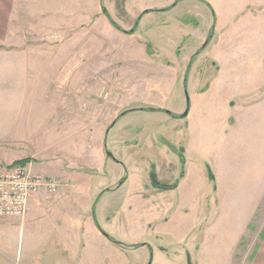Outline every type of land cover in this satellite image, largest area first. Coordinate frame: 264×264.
Wrapping results in <instances>:
<instances>
[{"label":"rangeland","instance_id":"obj_1","mask_svg":"<svg viewBox=\"0 0 264 264\" xmlns=\"http://www.w3.org/2000/svg\"><path fill=\"white\" fill-rule=\"evenodd\" d=\"M154 1L131 2L134 14L130 16L126 0H13L12 15L0 26V167L27 159L38 170L51 162L63 170L92 171L90 167L97 159L92 138L97 133L107 135L110 118L124 109L123 90L130 87L125 100L132 107L165 97L145 86V76L155 67L153 61L150 65L145 60L158 50L163 56L160 60L175 62L178 51L172 42L180 27L171 15L141 7ZM210 1L217 5V0ZM181 8L191 9L187 16L193 20L192 25L184 27L190 35L180 54L185 57L187 45L202 35L207 21L192 15L204 11L202 4H183ZM210 9L213 28L216 9L213 5ZM214 29L201 44V60L193 65L189 89L181 91L176 84L175 90L167 93L166 110L176 113L182 108V112L173 118L157 107L151 110L153 106H147L145 110L150 112L136 115V121L127 127L140 141L132 151L135 160H127L132 172L135 165L141 166V175H131L132 185L151 183L153 174L159 182H173L178 174L160 168L164 161H173L178 155L181 168L180 161L186 156L197 160L206 174L204 201L208 196L212 200L201 212L206 213L213 231L202 241L203 225L195 231L200 240L194 246L178 243L169 233L181 227L178 217L173 220L166 208L152 207L143 219L145 228L132 226L127 230L136 247L128 254L129 262L123 264H228L230 239L241 231L240 224L248 220L257 197V214L239 247L248 253L264 237V192H258L254 177L256 172L264 171V122L260 120L264 112L252 115L250 111L246 120L242 114L235 116L232 106L231 111L225 110L219 96L214 97L211 106L203 99L196 103L192 96L207 86L209 76L216 71L210 58V51L219 41L218 30L215 35ZM138 82L142 84H133ZM191 109L194 128L188 129V118L183 114ZM103 116L108 124L97 123ZM223 118L230 126L227 130L222 126ZM123 127L121 121L115 131ZM178 140L177 145L172 143ZM214 171L219 174L218 181ZM95 176V181L101 179V174ZM60 177L53 178L60 179L63 187L67 181ZM243 177L249 181L243 182ZM110 181L111 176L107 178ZM128 187L115 195L134 189ZM39 195L45 200L49 194ZM148 242L155 249H142Z\"/></svg>","mask_w":264,"mask_h":264},{"label":"crops","instance_id":"obj_2","mask_svg":"<svg viewBox=\"0 0 264 264\" xmlns=\"http://www.w3.org/2000/svg\"><path fill=\"white\" fill-rule=\"evenodd\" d=\"M133 1L135 2V0H126L125 4L130 16L134 14L131 7ZM194 2L202 4L204 11L198 10L192 15L204 18L207 25L202 35L198 39L193 38V44L187 45L188 52L183 57L180 54L186 47L184 43L187 36H190L184 27L192 25L193 20L187 16L192 13V10L181 8V6L184 4L186 7H191ZM210 5L216 9V23L213 28L210 25ZM12 7L13 0H0V26L6 21V17L12 15ZM141 7L145 11L152 8L158 9L156 12L162 15H171L170 17L180 27L176 34L177 40L174 39L172 42L178 51L175 62L169 59L160 60L159 57L162 54L158 50L153 55H148L146 60L143 59L150 65L153 61L155 66L154 71H150L151 74L145 76V86L149 91H159L165 97L157 101L148 98L150 102H145V105L137 104L132 107L125 100L130 87L123 90L124 109L110 118L107 135L97 133L92 138L94 156L96 155L97 159L90 168L94 170L91 171L89 168L83 171L63 170L51 162H45L38 170L33 165L37 171L46 176H61L60 178L67 183L56 193L45 189L34 193L24 218L0 219V264H123L129 262L128 254L136 247V242L134 238V241L129 238L127 230H130L132 226L139 229L145 228L143 219L146 218L147 210L152 207L166 208L170 215H173V220L174 217H178L177 224L181 227L169 231L178 243L188 244L189 247L194 246L195 242L200 240L195 231L203 225L202 241L210 237L213 231L211 223L209 218H206V213L201 212L202 208L212 203L209 196L205 201L203 198L206 180L203 167L197 160L186 156L184 161H180V168L178 166L180 156L177 155L173 161L166 160L160 165V168L164 167V170H172L173 173L178 174L175 181L164 183L169 185L176 183V187L161 188L154 185L152 181V184L143 182L142 185L140 183L132 185L131 175H136L137 172L141 175L139 171L141 166L134 164L135 170L132 172L127 160H135V154H132V151L140 141L132 134L133 129L127 130V127L136 121V115L149 111L142 107H157L161 109L158 110L159 112L169 114L173 118L182 112L180 111L182 108L176 113L166 110V96L170 95L167 93L174 91L173 86L176 84L181 91L189 87L193 65L201 60L202 45L214 27L215 35L218 30L219 41L216 48L210 51V58L213 64H216V71L209 76L205 88L193 93V100L197 103L203 99L211 106L214 104V97L219 96L221 106L225 110L231 111L230 106H232L235 116L242 114L246 120L250 111L252 115L254 112H264V0H217V5L210 0H157ZM164 8L167 10H163ZM135 29L137 31L138 27ZM138 39L143 43L149 42L147 39ZM186 75L187 78H185ZM149 77L152 78L149 79ZM133 84H142V82ZM128 110L129 112H124ZM184 117L188 118V129H193L194 126L190 120L192 109L188 116ZM95 118L99 119L97 116ZM222 120V126L226 130L230 128L226 120L224 118ZM260 120L264 122V115ZM104 121L108 124L107 117L103 116L97 123L105 125ZM121 121L124 127L117 132L115 127ZM172 143L177 145L180 142L178 140ZM189 143L192 144L188 142V145ZM121 151L122 157H120ZM238 156V153L234 152L233 157ZM202 160L207 162L206 158ZM142 168L145 170L144 167ZM98 174H101V179L95 181V175ZM109 176L112 177V181L107 182ZM214 177L218 181L217 171H214ZM254 177L258 192H264V171L256 172ZM242 180L249 181L244 177ZM127 185L131 186L128 188L134 189H128L119 196L115 195ZM46 192L49 194L48 197L46 196L47 199L39 198V194ZM258 207L257 197L252 204L248 220L240 224L241 231L239 230L233 239H230L232 241L229 244L228 264H240L239 262L264 264V237L260 238L254 249L248 253L239 247L240 242L250 230ZM193 209L198 211L194 213ZM160 220L164 222V219ZM166 220L169 221L170 218ZM148 243V245L147 243L142 245V249L154 248L151 242Z\"/></svg>","mask_w":264,"mask_h":264},{"label":"built area","instance_id":"obj_3","mask_svg":"<svg viewBox=\"0 0 264 264\" xmlns=\"http://www.w3.org/2000/svg\"><path fill=\"white\" fill-rule=\"evenodd\" d=\"M61 186L60 179L36 172L30 162L0 167V218H24L34 193L40 189L55 193Z\"/></svg>","mask_w":264,"mask_h":264},{"label":"flooded vegetation","instance_id":"obj_4","mask_svg":"<svg viewBox=\"0 0 264 264\" xmlns=\"http://www.w3.org/2000/svg\"><path fill=\"white\" fill-rule=\"evenodd\" d=\"M145 108H147V107H142V109H145ZM125 112H129V110L125 111ZM187 115H188V113L187 114H185V113L183 114V116H187ZM152 182L154 183V185H156L158 187H161V188H173V187H176V183H173L172 185H169V184H164V183H161V182L157 181L155 179V175L152 178Z\"/></svg>","mask_w":264,"mask_h":264},{"label":"trees","instance_id":"obj_5","mask_svg":"<svg viewBox=\"0 0 264 264\" xmlns=\"http://www.w3.org/2000/svg\"><path fill=\"white\" fill-rule=\"evenodd\" d=\"M126 32H127V31H126ZM150 109H151V110H154V109H156V108L151 107ZM28 161H29V160H27V159H23V160L16 161V162L26 163V162H28ZM116 242H118V241H116Z\"/></svg>","mask_w":264,"mask_h":264},{"label":"water","instance_id":"obj_6","mask_svg":"<svg viewBox=\"0 0 264 264\" xmlns=\"http://www.w3.org/2000/svg\"><path fill=\"white\" fill-rule=\"evenodd\" d=\"M104 11H106V9H104ZM146 11H147V10H146ZM208 40H209V39H208ZM207 42H208V41L205 42V45H207ZM187 113H188V111H187L185 114H187ZM152 177H154V175H152Z\"/></svg>","mask_w":264,"mask_h":264}]
</instances>
